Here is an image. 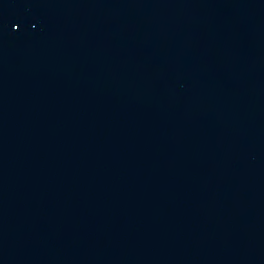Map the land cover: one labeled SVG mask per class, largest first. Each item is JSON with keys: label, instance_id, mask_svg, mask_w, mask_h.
I'll list each match as a JSON object with an SVG mask.
<instances>
[{"label": "water", "instance_id": "water-1", "mask_svg": "<svg viewBox=\"0 0 264 264\" xmlns=\"http://www.w3.org/2000/svg\"><path fill=\"white\" fill-rule=\"evenodd\" d=\"M0 264H264V0H0Z\"/></svg>", "mask_w": 264, "mask_h": 264}]
</instances>
